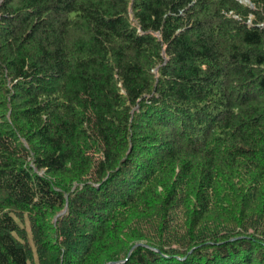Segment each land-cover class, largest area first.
Here are the masks:
<instances>
[{
  "label": "trees",
  "instance_id": "trees-1",
  "mask_svg": "<svg viewBox=\"0 0 264 264\" xmlns=\"http://www.w3.org/2000/svg\"><path fill=\"white\" fill-rule=\"evenodd\" d=\"M108 263L264 264V0H0V264Z\"/></svg>",
  "mask_w": 264,
  "mask_h": 264
},
{
  "label": "water",
  "instance_id": "water-1",
  "mask_svg": "<svg viewBox=\"0 0 264 264\" xmlns=\"http://www.w3.org/2000/svg\"><path fill=\"white\" fill-rule=\"evenodd\" d=\"M138 245H144V244H142V243H137V244H135L132 248H134V247H136V246H138ZM130 254V253H129ZM128 254V255H129Z\"/></svg>",
  "mask_w": 264,
  "mask_h": 264
},
{
  "label": "rangeland",
  "instance_id": "rangeland-1",
  "mask_svg": "<svg viewBox=\"0 0 264 264\" xmlns=\"http://www.w3.org/2000/svg\"><path fill=\"white\" fill-rule=\"evenodd\" d=\"M136 244H137V243H136ZM133 246H134V245H133ZM132 249H133V248L130 249L129 253L131 252ZM129 253H128V254H129ZM108 264H109V263H108Z\"/></svg>",
  "mask_w": 264,
  "mask_h": 264
}]
</instances>
